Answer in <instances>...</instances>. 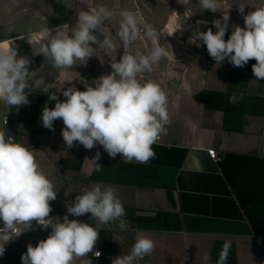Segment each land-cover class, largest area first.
I'll return each mask as SVG.
<instances>
[{
  "label": "crops",
  "instance_id": "1",
  "mask_svg": "<svg viewBox=\"0 0 264 264\" xmlns=\"http://www.w3.org/2000/svg\"><path fill=\"white\" fill-rule=\"evenodd\" d=\"M197 2L193 0L186 10L178 0H83L57 9L54 0H0V45L14 46L18 56L30 58V84L42 81L39 89L25 90L30 93V104L16 108L0 102V129L34 152L40 168L54 184L57 199L50 202V216L62 221L67 214L66 202H73L82 189L99 183L116 189L129 221L128 231H121L118 224L92 220L90 213L69 215V220L97 227L100 234L93 252L76 258L74 264L86 259H92L93 264H112L114 258L129 253L137 232L155 245L152 254L137 264H203V253L210 255L209 264H216L226 241L231 242L227 264H264V242L261 246L256 243V237L264 238V80H257L253 74L255 59L243 68L233 67L227 59L217 65L206 45L189 43L193 30L212 28L215 33L212 20L220 19L227 7L212 13L200 9ZM236 2L264 4V0H228V4ZM96 5H104L111 12L105 21L107 33L115 35L120 9L127 7L157 31L159 42L166 48L159 66L138 77L141 83L160 85L167 95L169 113L163 141L152 145L155 158L147 164L124 163L119 154L113 159L98 144L91 150L82 145L67 148L61 134L62 120L54 121V131L42 125L45 102L50 109L56 103L49 101V94L66 99L60 90L65 76L75 79L71 84L65 82L63 88L75 85L84 91L85 82L91 84L112 72L110 60L119 61L124 50L108 52L99 47L98 57L62 72L43 55H33L26 37L46 27L54 30L64 23L74 26L77 11ZM253 10L246 6L245 14ZM229 16L225 40L232 33V25L244 27L236 5ZM97 35L102 41L103 35ZM151 46L144 32L130 51L147 54ZM233 92L244 94L239 104L229 103ZM3 115L8 116L6 125ZM210 149L219 152L218 160L211 159ZM97 151L101 154L97 162L103 166L99 173L91 160ZM50 233L51 228H35L10 241L0 264H22L28 244L36 246ZM96 250L102 252L101 257L95 258Z\"/></svg>",
  "mask_w": 264,
  "mask_h": 264
},
{
  "label": "clouds",
  "instance_id": "2",
  "mask_svg": "<svg viewBox=\"0 0 264 264\" xmlns=\"http://www.w3.org/2000/svg\"><path fill=\"white\" fill-rule=\"evenodd\" d=\"M178 3L187 10L193 0H178ZM196 5L212 13H217L224 5L227 7L220 13V19L212 20L215 33L212 28L193 30L189 43L197 47L206 45L209 56L217 65L227 59L233 67L243 68L250 59H255L253 74L257 80H264V4L198 0ZM233 5L243 16L244 27L232 25V33L225 40L229 10ZM246 6L254 10L245 14ZM119 15L115 35L105 31V21L111 12L104 5L77 11L74 26L64 23L54 30L46 27L39 33L27 35L32 54L43 55L46 62L62 72L74 65L86 64L90 57H98L99 47L108 52L124 50L119 61L110 60L112 72L94 79L91 84L85 82L84 91L75 85L63 88L65 82L71 84L75 79L65 76L60 90L66 99L61 101L55 93L49 94V101L56 103L50 109L45 102L41 120L43 127L51 131L55 130L54 121H63L61 134L67 148L82 145L91 150L98 144L113 159L119 154L124 163L147 164L155 158L152 145L166 132L169 113L167 95L160 85L152 81L141 83L138 77L159 66L166 48L159 42L157 31L147 25L138 12L125 7L120 9ZM141 26L152 46L147 49V54L140 51L133 54L130 49L140 38ZM94 33L103 35V40ZM167 47L171 48L168 44ZM30 63L28 56H18L14 46L0 45V102L5 106L20 108L28 105L30 93L25 90L39 89L42 81L29 83ZM243 96L242 92H233L229 103L239 104ZM4 122L7 124V116ZM100 157L97 151L91 159L98 173L103 169L97 162ZM56 199L54 184L40 168L34 152L6 137L5 130L0 129V221L3 225L0 227V256L5 254L6 244L33 229V222L41 231L50 227L51 233L36 246L28 244L26 253L21 256L22 264H74L76 258L93 252L100 236L97 227L78 219L69 220V215L80 217L90 213L91 219L100 224H118L121 231L129 229L125 208L113 187L97 183L91 189H82L73 202H66L67 214L62 221L50 216L53 211L50 202ZM154 247L152 239L137 232L129 253L114 258L112 264H137L150 256ZM230 249L231 242L226 241L216 264H227ZM100 255L99 251L94 252L95 258ZM187 259L185 256L184 260ZM201 259L203 264H209L211 257L203 253ZM81 264H93V260H82Z\"/></svg>",
  "mask_w": 264,
  "mask_h": 264
},
{
  "label": "built area",
  "instance_id": "3",
  "mask_svg": "<svg viewBox=\"0 0 264 264\" xmlns=\"http://www.w3.org/2000/svg\"><path fill=\"white\" fill-rule=\"evenodd\" d=\"M145 32V30L144 29H141V34H143ZM5 116H7V115H3V124H5V122H4V118H5ZM7 124H8V116H7ZM6 125V124H5ZM167 126V125H166ZM165 126V127H166ZM6 137H11L15 142H16V138L14 137V136H11V135H6ZM163 141V134H161V136H160V138H159V140L155 143V144H159V143H161ZM208 154H209V156L211 157V159H213V160H218L219 159V152L216 150V149H210L209 151H208ZM3 225H2V221H0V227H2ZM35 228H37V229H40V226L39 225H37V224H35V222H33V229H35ZM50 228V227H49ZM31 231V230H30ZM29 231H26L25 233H23L20 237H23V236H25L27 233H28ZM19 237V238H20ZM263 242H264V238L263 237H256V243H257V245H259V246H261L262 244H263ZM101 253V255H100V257L102 256V252H100ZM144 259V258H143Z\"/></svg>",
  "mask_w": 264,
  "mask_h": 264
},
{
  "label": "rangeland",
  "instance_id": "4",
  "mask_svg": "<svg viewBox=\"0 0 264 264\" xmlns=\"http://www.w3.org/2000/svg\"><path fill=\"white\" fill-rule=\"evenodd\" d=\"M56 7L58 6V8H62L64 6H66L67 4L71 5V4H75V3H81L83 0H54Z\"/></svg>",
  "mask_w": 264,
  "mask_h": 264
},
{
  "label": "trees",
  "instance_id": "5",
  "mask_svg": "<svg viewBox=\"0 0 264 264\" xmlns=\"http://www.w3.org/2000/svg\"><path fill=\"white\" fill-rule=\"evenodd\" d=\"M56 8L58 9V6Z\"/></svg>",
  "mask_w": 264,
  "mask_h": 264
}]
</instances>
